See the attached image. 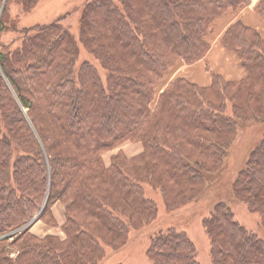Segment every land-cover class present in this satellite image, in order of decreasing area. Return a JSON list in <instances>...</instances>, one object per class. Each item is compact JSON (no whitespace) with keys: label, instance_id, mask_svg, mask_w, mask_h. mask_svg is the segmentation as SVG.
<instances>
[{"label":"trees","instance_id":"trees-1","mask_svg":"<svg viewBox=\"0 0 264 264\" xmlns=\"http://www.w3.org/2000/svg\"><path fill=\"white\" fill-rule=\"evenodd\" d=\"M9 1L0 0V32ZM19 1L29 11L40 0ZM250 3L87 0L81 38L102 62L107 83L91 62L76 66L78 39L61 18L14 25L20 46L0 43V264H97L106 246L118 250L132 230L157 217L145 187L158 190L169 211L200 196L222 168L239 124L264 120V39L241 20L224 34L222 45L246 71L242 80L215 74L201 87L176 78L156 101L155 87L179 63L203 59L216 20ZM256 10L264 18V0ZM124 142L144 150L114 156L106 166L103 152ZM232 191L261 215L264 228V135ZM57 201L66 205L65 238H39L29 227L14 238L43 204L38 219ZM203 225L213 264H264V238L241 225L227 203H216ZM148 253L153 264H200L193 241L175 229L157 234Z\"/></svg>","mask_w":264,"mask_h":264},{"label":"rangeland","instance_id":"rangeland-1","mask_svg":"<svg viewBox=\"0 0 264 264\" xmlns=\"http://www.w3.org/2000/svg\"><path fill=\"white\" fill-rule=\"evenodd\" d=\"M86 3L87 0H40L34 9L27 11L21 1H9L6 24L1 28L0 32V43L3 45V49L15 50L22 42V34L13 29L14 25L20 28L46 25L55 19L61 18L62 24L69 28L76 36V39H78L80 55L76 66L80 67L85 61L91 62L98 69L103 81L107 83L108 73L103 68L102 62L91 53L81 38L80 18ZM120 7L123 8L121 4ZM212 31L213 27L207 36V43H209L208 38ZM183 64L179 63V66L172 68L163 80L156 85L155 92L157 94L155 101L167 85L175 80L176 71ZM4 77V73L0 69V78ZM10 87H12L11 84ZM231 107L232 105L229 104L228 111L232 114ZM24 113L27 114L26 109ZM2 126L4 131L9 133L8 125L2 123ZM239 126L236 139L224 159L222 168L209 179L205 189L193 203L184 208L169 211L165 207L160 192L150 186L145 187L146 196L157 204V217L146 225L132 230L126 244L118 250L106 246L105 255L97 264H153L148 253L152 239L157 234L167 232L169 229L185 233L193 241L197 249V260L200 264H213L210 237L204 229L203 220L211 215L215 204L218 202L227 203L233 211L235 219L241 225L264 238V228L260 225L261 215L251 212L247 204L240 202L234 197L232 191V182L247 162L251 151L264 135V120L256 123L243 122ZM13 146L16 152V144L13 143ZM143 150V145L140 142H124L116 148L103 152L102 159L105 165L109 166L114 156L123 155L126 158H134L140 155ZM65 212V203L61 201L55 202L51 207V214L45 219H38V216L28 226L29 232L39 238L48 235L65 238V233L62 230L66 222ZM23 230L17 229L12 235L17 238ZM4 239L5 237L0 239V243ZM7 248L10 249L9 247ZM16 252V250H12L10 252L11 257L14 258L17 255Z\"/></svg>","mask_w":264,"mask_h":264},{"label":"crops","instance_id":"crops-1","mask_svg":"<svg viewBox=\"0 0 264 264\" xmlns=\"http://www.w3.org/2000/svg\"><path fill=\"white\" fill-rule=\"evenodd\" d=\"M260 0H251L249 5L237 11H227L215 22L208 41L209 50L203 59L191 65H181L176 71V78H185L201 87L212 83L213 75L222 76L227 81H239L246 77V71L240 59L233 51L226 49L221 40L230 26L238 20L256 30L264 39V18L257 12Z\"/></svg>","mask_w":264,"mask_h":264},{"label":"water","instance_id":"water-1","mask_svg":"<svg viewBox=\"0 0 264 264\" xmlns=\"http://www.w3.org/2000/svg\"><path fill=\"white\" fill-rule=\"evenodd\" d=\"M43 207H44V205L42 206V208L40 209V211L38 212V214H37V215H36V216H35L30 222H28L25 226H23L22 228H20V230H21V229H25V228H27L29 225H31V224L37 219V217H38L39 214L41 213ZM2 238H4V237H2ZM2 238H0V239H2Z\"/></svg>","mask_w":264,"mask_h":264}]
</instances>
